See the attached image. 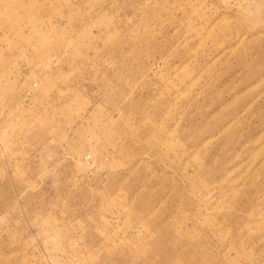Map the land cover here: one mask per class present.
Listing matches in <instances>:
<instances>
[{"label": "rangeland", "instance_id": "obj_1", "mask_svg": "<svg viewBox=\"0 0 264 264\" xmlns=\"http://www.w3.org/2000/svg\"><path fill=\"white\" fill-rule=\"evenodd\" d=\"M0 264H264V0H0Z\"/></svg>", "mask_w": 264, "mask_h": 264}]
</instances>
